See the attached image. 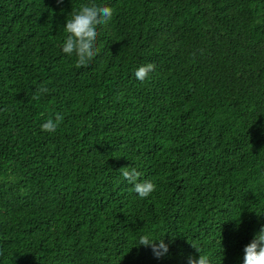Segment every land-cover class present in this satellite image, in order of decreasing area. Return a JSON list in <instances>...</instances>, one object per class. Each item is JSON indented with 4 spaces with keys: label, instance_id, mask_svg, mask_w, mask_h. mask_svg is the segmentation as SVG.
Instances as JSON below:
<instances>
[{
    "label": "trees",
    "instance_id": "trees-1",
    "mask_svg": "<svg viewBox=\"0 0 264 264\" xmlns=\"http://www.w3.org/2000/svg\"><path fill=\"white\" fill-rule=\"evenodd\" d=\"M84 2L0 0V264H243L264 225V0H97L114 16L78 66L61 46Z\"/></svg>",
    "mask_w": 264,
    "mask_h": 264
},
{
    "label": "clouds",
    "instance_id": "clouds-1",
    "mask_svg": "<svg viewBox=\"0 0 264 264\" xmlns=\"http://www.w3.org/2000/svg\"><path fill=\"white\" fill-rule=\"evenodd\" d=\"M58 2H63V0H58ZM113 16L114 9L106 3L97 2V0H86L81 3L78 9L72 12L71 17L65 21L63 27L68 35L62 42L61 51L67 56L74 54L77 57L78 66L88 65L100 51L97 47L98 26L108 25ZM154 70V64H142L137 67L134 76L138 81L144 82L150 78ZM48 91L47 87L40 89L41 94ZM63 118L60 113H56L54 118H49L41 124V131L55 133ZM121 175L124 180L133 185V191L141 199L149 198L156 191V184L152 180L140 179L141 173L136 167H126ZM137 242L139 246L151 248L153 255L158 259L169 251L165 239H157L151 232L140 235ZM188 264H210L209 257L204 254H199L198 258L189 257ZM243 264H264V225L245 246Z\"/></svg>",
    "mask_w": 264,
    "mask_h": 264
}]
</instances>
